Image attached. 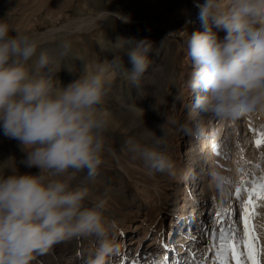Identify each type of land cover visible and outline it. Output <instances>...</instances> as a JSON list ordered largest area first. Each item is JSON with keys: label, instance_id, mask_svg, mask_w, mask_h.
<instances>
[{"label": "clouds", "instance_id": "1", "mask_svg": "<svg viewBox=\"0 0 264 264\" xmlns=\"http://www.w3.org/2000/svg\"><path fill=\"white\" fill-rule=\"evenodd\" d=\"M196 6L203 31L187 39V84L203 93L195 109L221 120L264 116V0H204ZM114 44L127 54L128 79L139 86L152 64L153 42L117 37ZM70 51L68 40L49 48L0 20V133L17 142L24 154L20 164L38 170L21 173L17 163L6 170L0 164V264H30L34 253L83 236L97 239L84 264H106L119 251L110 235L115 225L104 216L107 200L74 184L79 173L94 177L102 163L110 121L98 106L108 93L112 65L105 59L64 85L53 77L59 78ZM126 145L133 159L176 175L164 134L151 144L129 138ZM211 176L222 183L217 171Z\"/></svg>", "mask_w": 264, "mask_h": 264}, {"label": "rangeland", "instance_id": "2", "mask_svg": "<svg viewBox=\"0 0 264 264\" xmlns=\"http://www.w3.org/2000/svg\"><path fill=\"white\" fill-rule=\"evenodd\" d=\"M178 2L176 0H101L97 5L95 0H0V20L7 21L12 28L38 37L39 42L49 48L55 47V44L61 40L70 41V54L62 61L63 70L58 73L59 78L53 77L54 81L60 79L66 85L78 77L86 67L91 69L94 64L105 59L112 65L108 93L98 107L108 115L110 124L107 137L122 160L129 157L138 163L140 172L142 170L147 172L144 181L149 184L146 187L149 197L147 196L146 200L139 197L141 195L138 188L136 190L133 183L124 175L119 179L112 167L105 170V167L99 166L96 175L90 177L87 182L82 181L81 175L85 172L79 173L74 184L87 187L93 197L100 196L107 199L104 216L109 224L115 225L110 234L114 232L117 240L122 228H127L129 224L140 220L152 226L155 234L161 230L159 237L163 240L170 209L173 207L177 213L185 214V207L189 208V205L183 206L186 200L183 176L186 167L179 154L182 141L178 135L179 126L190 118L187 116L185 102L190 89L187 82L192 68L191 59L187 54V39L191 34V28L188 27L190 16H186V10L191 3L197 16L199 8L196 5L202 4L204 0ZM94 7L98 8V12ZM98 30L103 35L109 31L108 36L103 37L113 48L111 56L106 55L105 48L97 44ZM220 35L224 34L220 33ZM117 37L128 38L133 42L148 38L153 42L150 54L152 64L139 86H133L128 79L127 71L131 69V64L125 51L115 46L114 41ZM120 44H124L123 39L120 40ZM239 118L221 120L211 116L210 121L203 127L205 153L208 157L213 155L214 159L218 160L216 162L220 168L218 173L233 182L227 187L232 195L228 193L227 204L224 207L222 205L221 209H227L237 203L235 188L240 186L241 180L246 175L248 181L260 180L264 176V172L260 171L264 166V144L257 147L259 154L261 153L259 156L261 159L256 161V165H259L257 172L254 173V177L247 174L246 168L251 160H246L248 151L244 145L242 146L243 130H240L241 127L238 125ZM250 119L252 118L247 115V129L249 133H253L254 143L257 146L256 141L264 138V116L256 115L258 121L256 125L252 124L253 120ZM162 134H164L165 148L175 162L174 177L158 173L150 166L146 169V164L142 160L138 162L133 159L127 149L126 141L129 138L141 144H150ZM23 155L16 141L9 140L0 133V164H3L4 170L17 163L21 173L37 172V169H26L19 163ZM9 157H15L16 160L8 159ZM150 174H153L152 178ZM156 182L159 184L158 187L154 186ZM235 183L237 184L234 185ZM176 184L178 187H175ZM159 195L164 198L158 199ZM209 198L210 203H214V198L217 196L210 191ZM85 203L91 206L92 201L89 199ZM214 215L211 210L207 222H210ZM220 220L223 223L216 224L215 238L211 235L212 226H208L206 236L209 245L213 241L219 244V228H227L232 223L228 214L223 211ZM83 237L85 241L78 249L81 250L85 260L87 255L95 250L97 239L93 236L90 241L88 236ZM81 238L77 237V239ZM263 239L262 243H264ZM56 246L43 254L34 253L30 264H65L64 256L59 259L50 257L55 251L57 255L62 253L60 249L64 246L63 242Z\"/></svg>", "mask_w": 264, "mask_h": 264}, {"label": "bare ground", "instance_id": "3", "mask_svg": "<svg viewBox=\"0 0 264 264\" xmlns=\"http://www.w3.org/2000/svg\"><path fill=\"white\" fill-rule=\"evenodd\" d=\"M178 1L176 0V2ZM99 2H101V0H95V3H97V5H99ZM90 7L92 8V6ZM94 10L97 11L98 8L94 7ZM194 11V6L191 3L188 4L186 16H190L188 27L191 28V34L195 31H201L202 29L200 20L198 19L199 11L197 12V16L195 15ZM108 33L109 31H106L104 33L105 35H103L98 30L96 34V42L101 48H105L106 55L111 56L113 48L107 41L104 40L103 37L105 36L106 38L108 36ZM103 61L104 60L100 62ZM173 64L175 65V60L173 61ZM191 71L192 68L190 69V72ZM202 94L203 93H200L199 91L194 93L191 89H189L188 98L185 102L187 105V116L190 118L186 122L184 121L179 126L180 131L178 132V135L182 141L181 147L179 149V154L181 155L183 165L186 167L185 173L183 175L186 200L183 206L189 205V208L186 209L185 207V214H182V212L177 213L176 209L173 207L170 209L171 213L166 225V235L165 237H163V240H161V238L159 237L162 231L160 230V232H156V234L153 233L152 226L146 225L143 220H140V222L129 224L127 228H122L119 231V240H117V237L115 238L116 234H114V232L112 233V235L110 234L111 238H113L116 243L119 244V251L109 255L106 258V264H133V262L137 261V259H139V264H145V260L148 259L145 254H149L152 258L158 259L159 261H164L166 258L170 257L171 260L177 262V264H188L193 252H203L205 250L204 241L208 239L206 236L208 226L216 227V225L213 224L212 218L210 222H207L209 221L208 218L210 217L209 212L213 210V213H215L214 216H216V214L218 213V219L220 220L222 216L221 206L223 205L224 207V205L227 204L226 202L228 201L229 196V189L227 187H229L230 185L223 183L218 185L211 176L212 171L219 172L220 168L216 163L218 162V160L216 161L213 155H209L210 157H208V154L205 153V150L203 148V127L206 125V123H208V121H210L211 116L201 113L194 107L196 96ZM248 116L252 118L250 119L253 120L252 124H258L256 115ZM238 120V125H240L241 127L240 130H243V136L241 137L243 142L242 146L244 145L245 149H247L248 151L246 160H251L250 165L246 168L247 174L248 176L254 177V173L257 172L256 161L257 159H261V157H259L261 153L259 154L260 151L257 149V146L254 143L253 133H249L247 129V116H242ZM236 152L237 151H235V153ZM136 160H138V162H141L140 159ZM100 166L102 168L105 167V170H107L108 167H112L115 175H117L119 179H121V177L124 175L129 179V182L133 183V186L134 188H136V190L138 188V191L141 195L139 197H142L144 200H146L145 198L147 196L149 197V191L146 188L149 186V184L145 183L144 181V179L146 178L145 174H147V172L144 170L140 172L138 170V163L134 160L129 159V157H127L125 160H122L119 152L114 148L113 144L109 140L107 147L102 154V163ZM147 166L148 165H146V169ZM260 171L264 172V166L261 167ZM152 175L153 174H150L151 178ZM81 176L83 182H87L90 179L86 171ZM155 184L156 185L154 186L158 187V182H156ZM236 184L237 183H235L234 185ZM175 187H178V184H176ZM210 191H212L214 196H217V198H214V203H210ZM162 195H159L158 199L164 198ZM260 212L264 213V207L260 208ZM163 227L164 226H162V228ZM92 237L93 236H88V239L91 241L93 239ZM84 241L85 237H82L81 239H77V237H75L70 240L64 241V246L60 249L62 253H59V255H57L55 254V251L50 254V257L59 259L64 256V260L66 261L65 264H82L84 263V259L82 257L83 255H81V250H79L78 248ZM166 244L168 245L167 248H165ZM54 246H56V244L52 247ZM172 249H174V251H171ZM208 255L211 256L212 254L208 253ZM81 257L82 260L80 259ZM148 264H151L150 260L148 261Z\"/></svg>", "mask_w": 264, "mask_h": 264}, {"label": "snow or ice", "instance_id": "4", "mask_svg": "<svg viewBox=\"0 0 264 264\" xmlns=\"http://www.w3.org/2000/svg\"><path fill=\"white\" fill-rule=\"evenodd\" d=\"M257 147L264 144V138L256 141ZM259 167V165H257ZM223 184L231 185L230 179L221 178ZM223 190V189H222ZM229 195L232 192L229 191ZM235 198L237 203L221 211L228 214L232 223L227 228H219V244L205 243L203 252H193L188 264H264V213L259 209L264 207V176L260 180H247V175L240 182V186L235 188ZM208 214V213H205ZM235 214V215H233ZM219 214L213 216V224L222 223L218 219ZM217 228H211V235L215 238ZM168 245H165L167 248ZM171 251H174L172 249ZM208 253L212 255L209 256ZM145 264L151 261V264H177L171 258L164 261L152 258L149 254ZM133 264H139V259Z\"/></svg>", "mask_w": 264, "mask_h": 264}]
</instances>
